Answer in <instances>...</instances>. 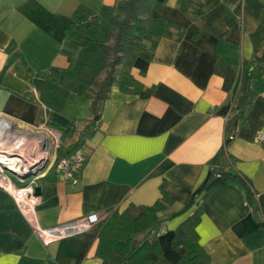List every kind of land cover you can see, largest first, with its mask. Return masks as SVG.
Returning a JSON list of instances; mask_svg holds the SVG:
<instances>
[{
	"label": "crops",
	"instance_id": "crops-1",
	"mask_svg": "<svg viewBox=\"0 0 264 264\" xmlns=\"http://www.w3.org/2000/svg\"><path fill=\"white\" fill-rule=\"evenodd\" d=\"M116 1L0 0V112L26 126L47 122L62 133L63 150L82 145L86 157L79 183L55 174L38 181V223L89 212L104 220L117 210L137 217L165 184L174 202L152 232L158 264L187 254L172 239L196 212L210 264H264V0H167L163 15L179 29L129 68L138 93L114 86L97 112L74 93L63 110L50 108L35 81L75 67L77 52L72 60L63 53L72 13ZM98 244L97 226L45 244L0 187V264H104Z\"/></svg>",
	"mask_w": 264,
	"mask_h": 264
},
{
	"label": "trees",
	"instance_id": "trees-1",
	"mask_svg": "<svg viewBox=\"0 0 264 264\" xmlns=\"http://www.w3.org/2000/svg\"><path fill=\"white\" fill-rule=\"evenodd\" d=\"M166 3L167 0H117L99 9L79 4L64 27L69 42L63 53L72 60L77 52L76 65L65 73L51 69L49 77L37 74L35 83L41 100L61 111L69 95L74 93L92 99V108L97 112L114 86L128 93H138L141 84L129 68L141 52L152 54L159 38L171 36L179 29L177 23L163 15ZM66 151L62 147L61 154ZM229 174L220 173L224 179ZM245 183L250 198H254L256 193L247 181ZM161 192V199L145 206L139 216L117 210L96 225L99 230L96 254L104 264H158L163 252L152 232L159 214L174 202L165 184ZM198 220L199 212H196L175 232L172 247L187 250L178 264H210L196 232ZM141 233L146 237L136 243L135 237Z\"/></svg>",
	"mask_w": 264,
	"mask_h": 264
},
{
	"label": "built area",
	"instance_id": "built-area-1",
	"mask_svg": "<svg viewBox=\"0 0 264 264\" xmlns=\"http://www.w3.org/2000/svg\"><path fill=\"white\" fill-rule=\"evenodd\" d=\"M0 116L10 118L2 112ZM31 129L32 132L47 135L45 146L38 156L24 160L15 157L11 151L9 153L12 155L9 156L6 149L0 148V187L13 196L18 209L45 244L86 233L101 221L97 212H89L51 227H42L36 218V207L41 198L36 193L38 181L55 174L74 185L79 183L86 159L83 146L77 145L70 152L61 154L62 133L59 130L51 127L47 122L31 126ZM11 136L12 134L7 137L0 136V147H12L14 143ZM257 140H264L263 131L259 133ZM164 232L165 227H162L161 233Z\"/></svg>",
	"mask_w": 264,
	"mask_h": 264
},
{
	"label": "bare ground",
	"instance_id": "bare-ground-1",
	"mask_svg": "<svg viewBox=\"0 0 264 264\" xmlns=\"http://www.w3.org/2000/svg\"><path fill=\"white\" fill-rule=\"evenodd\" d=\"M14 124L15 121L11 118L0 119V136L7 137L12 134L14 143L12 147L1 146L0 148L6 149L7 155L11 156L12 154L9 153L11 151L15 157L22 160L38 156L47 142V135L45 133L33 134L29 130H25V134L19 133L18 129L14 128Z\"/></svg>",
	"mask_w": 264,
	"mask_h": 264
},
{
	"label": "rangeland",
	"instance_id": "rangeland-1",
	"mask_svg": "<svg viewBox=\"0 0 264 264\" xmlns=\"http://www.w3.org/2000/svg\"><path fill=\"white\" fill-rule=\"evenodd\" d=\"M105 29H109V28H105ZM14 128L15 129H18V131H19V133H23V134H25L24 133V131L25 130H33V129H31V126H26V125H24V124H22V123H19V122H17V121H15V125H14ZM31 133H33V134H35V133H37V132H32V131H30ZM19 136V135H18ZM22 140V139H21ZM111 215V214H110ZM110 215H108V217L110 216ZM107 217V218H108ZM145 234V233H144ZM146 237V236H145Z\"/></svg>",
	"mask_w": 264,
	"mask_h": 264
},
{
	"label": "water",
	"instance_id": "water-1",
	"mask_svg": "<svg viewBox=\"0 0 264 264\" xmlns=\"http://www.w3.org/2000/svg\"><path fill=\"white\" fill-rule=\"evenodd\" d=\"M42 187H43L42 184H39V185L36 187V193H37V194H41V192H42Z\"/></svg>",
	"mask_w": 264,
	"mask_h": 264
}]
</instances>
